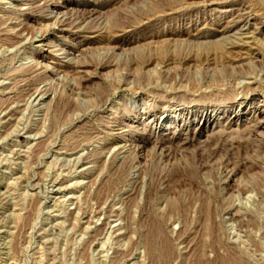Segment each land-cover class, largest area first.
I'll list each match as a JSON object with an SVG mask.
<instances>
[{"label":"rangeland","instance_id":"1","mask_svg":"<svg viewBox=\"0 0 264 264\" xmlns=\"http://www.w3.org/2000/svg\"><path fill=\"white\" fill-rule=\"evenodd\" d=\"M0 264H264V0H0Z\"/></svg>","mask_w":264,"mask_h":264},{"label":"bare ground","instance_id":"2","mask_svg":"<svg viewBox=\"0 0 264 264\" xmlns=\"http://www.w3.org/2000/svg\"><path fill=\"white\" fill-rule=\"evenodd\" d=\"M166 1V0H165ZM35 2V1H34ZM33 3V2H32ZM36 3H37V1H36ZM119 4V3H118ZM170 5V4H169ZM60 7V5H58L57 3H54V4H52L51 5V9H53V10H56V9H58ZM72 11V10H71ZM93 11V10H92ZM73 13V12H72ZM85 12L84 11H78V10H76L75 11V15L77 16V17H79V18H81L82 16H83V14H84ZM63 14V13H62ZM65 14V13H64ZM74 14H73V16H74ZM88 15V14H87ZM86 16V15H85ZM149 16V15H148ZM240 16V15H239ZM62 17V16H61ZM241 17V16H240ZM149 19H150V17H149ZM242 19V18H241ZM246 19V18H245ZM89 20V19H88ZM118 22V21H117ZM238 22V21H237ZM240 22V21H239ZM245 22V21H244ZM230 24H232L233 25V23H231L230 22ZM234 24H235V22H234ZM114 25H116V24H114ZM229 32V29H227V30H223V34H225V33H228ZM240 34V33H239ZM225 38V37H224ZM228 41V40H227ZM143 63V62H142ZM145 63V62H144ZM86 81V80H85ZM254 115V114H253ZM260 115V114H259ZM225 122H227V121H225ZM230 121L225 125V126H227V125H230ZM218 125H220V124H218ZM243 125H245V126H248L249 128L251 127L252 129H253V131H255V129L257 128V127H259L260 125H261V122L259 121V119L257 120V119H251V120H249V121H245V123L243 124ZM223 126V125H222ZM186 133V132H185ZM180 134V133H179ZM161 136V135H160ZM183 136V135H182ZM186 137H184L183 139L181 138V137H177V138H174V137H162V138H160L159 140H157L156 141V144L158 145V146H162V145H164L165 143H169V144H174L175 143V145L178 147V146H180V147H183V146H185L186 144H188V143H190V142H188V138L187 139H185ZM161 148V147H160ZM156 227V226H155Z\"/></svg>","mask_w":264,"mask_h":264}]
</instances>
